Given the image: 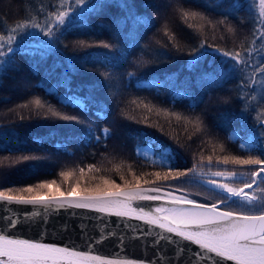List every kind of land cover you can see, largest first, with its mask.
<instances>
[{"label": "trees", "instance_id": "1", "mask_svg": "<svg viewBox=\"0 0 264 264\" xmlns=\"http://www.w3.org/2000/svg\"><path fill=\"white\" fill-rule=\"evenodd\" d=\"M163 1L86 0L85 5H93L92 9L61 28L63 34L58 32L59 39L55 41V47L27 46L23 43L25 40L14 44L11 64L6 71L1 69L0 72V156L32 153L45 159L39 161L38 166H31L35 162H28L11 170L6 169L8 179L5 180L2 175L0 187L58 179L59 171L65 167H85L89 164H95L100 171L110 169L108 176L123 186L121 175L125 180L132 181L133 174L140 176L142 173L166 170L137 155L136 146L144 145L145 141L154 147L159 144L169 146L174 157L172 163L185 171L194 165L199 166L201 155L205 158L213 155L214 159L217 155L229 152L245 154L240 151L237 139H229L230 133L235 132L241 141L247 140L254 124L251 117L255 111L247 113V123L241 118L242 103L238 98L241 93L240 81L235 89L230 84L234 77L240 80L241 75L233 72L229 64H222L223 58L206 48L203 64L206 66L214 62L225 65V70L232 72L230 80L226 84H215L208 90L201 91L198 86L190 88L188 91L194 90L197 97L184 95L179 84L193 70L194 65L190 66L189 62L193 59V49L198 47L201 39L221 48L239 50L242 42L252 38L255 16L258 14L256 0H218L213 4L211 0H167L168 9L163 8ZM58 3L59 0H0V34H5L15 21L33 15L43 23L47 12L55 10ZM68 3L76 7L73 0H68ZM216 3L220 6L214 8ZM234 3H237L236 11L231 6ZM178 4L203 11L213 20H219L227 11L228 23L235 29V34L226 32L224 26H218L215 29L206 27L201 36L186 27L176 11L174 14L169 13ZM135 12L146 16L144 19L147 20L148 28L137 43L128 44L123 49L119 37L116 33L112 34L109 28L112 16L119 20L122 29L128 31L136 22L133 15ZM190 22L203 24L199 18ZM165 24L175 34L179 51L171 46L172 42L165 35L160 37L162 44L155 42L156 34ZM79 40H105L114 47L111 50L101 47L81 48L75 43ZM257 46H260L259 41ZM74 61L76 64L72 63ZM252 63H256L255 56ZM109 64H117V69L108 72L106 67ZM130 72L134 73L133 77H129ZM100 73L108 74V78L104 79ZM157 74L168 82L162 91H157L156 87L142 86L145 79ZM65 75L70 78V89L61 83ZM66 93L90 95L93 98L92 111L84 114L75 107L62 106L60 101ZM32 97H40L62 111L94 123L93 135H100V129L105 126L112 130L113 135L107 141L102 137L97 142L94 138H88L86 126L45 119L35 112L16 108ZM135 98L150 101L158 108H166L185 116H200L205 125L204 131L196 132L192 124L185 125L183 121L177 122L175 119L169 123L163 115L157 116L155 113L148 114V122L152 127L137 122L142 120L144 109L142 106L135 108L130 103ZM253 102L257 105L256 101ZM101 107L107 111L106 118H97L95 115ZM9 109L16 111L10 112ZM121 109L136 119H124L120 115ZM21 115L24 116L23 120L20 119ZM161 128L165 133L159 131ZM189 136L192 138L189 139ZM37 137H42V142H34ZM216 141L223 143L227 152L221 153L219 147L215 146ZM156 151L159 152V149ZM116 165H120L118 171ZM214 167L220 166L214 162ZM144 180L150 183L145 184ZM172 181H158L154 176H144L139 183L140 186H161Z\"/></svg>", "mask_w": 264, "mask_h": 264}, {"label": "snow or ice", "instance_id": "2", "mask_svg": "<svg viewBox=\"0 0 264 264\" xmlns=\"http://www.w3.org/2000/svg\"><path fill=\"white\" fill-rule=\"evenodd\" d=\"M73 2L76 8H72L68 0H59L55 10L47 12L43 23H40L33 15L15 21L7 28L5 34H0V69L6 71L7 66L11 64L10 54L15 52L13 44L16 42L17 36L31 34L30 30H38L48 38V47H53L55 41L59 39L57 33L62 35V26H65L66 21L71 19L70 13L75 12L77 8H82L86 0H73ZM219 6V3L213 5L214 8ZM232 8L233 11L237 10L235 4ZM42 11L43 9H41ZM175 11L186 27L201 36L204 35L206 27L215 29L218 26H224L226 32L235 34V29L228 23L227 11L222 14L219 20H213L203 11L185 8L183 4H178ZM197 18L203 21V24L190 22L196 21ZM162 31L172 42L171 46L179 51L180 46L176 42L175 34L171 32L167 24L162 26ZM257 41H259V47L256 46ZM75 43L81 48L101 47L111 50L114 47L112 43L105 40L92 42L79 40ZM206 48L222 57V64H229L233 72L241 75L239 85L241 93L238 98L242 103V115L250 110L255 111V115L252 117L254 124L247 140L241 141L235 132L229 135V139L236 138L239 141V149L245 153L244 155L229 152L217 155L215 161L213 155H208L206 158L201 155V165L206 160L208 166L213 165L214 162L217 166H223L218 167V170L215 171L209 167L207 173H202L212 177L207 180V184L211 186L212 190H219L216 194L221 199L211 204H200L186 196H176L172 192L161 195L159 187L142 188L139 181L144 176H154L158 181H168L169 179L180 180L186 177L189 172H196L195 165L186 171L180 170L174 165L172 149L169 146L159 144L154 147L145 141L144 145L137 146V155L148 159L154 166L166 170L142 173L140 176L133 174L132 181L125 180L121 175V180H124L123 189L115 181L103 176L99 177V183L82 185V180L97 179L95 176L90 178L87 176L88 172L100 171V168L95 164L85 167L79 165L75 168L65 167L58 173L59 182L57 179H44L22 186L0 187V211L4 213L3 216H0V220L5 223L6 227L15 228L22 222L34 221L37 218L47 223V218L60 210L87 209L102 215L143 220L151 226L148 234H151L152 228H159L161 231L156 233L157 238L154 243L159 245L163 241L165 244L175 247L171 257L164 255L163 252L157 253L159 264H169L170 260L174 264H180L182 258H184V264H225L229 261L235 262V264H264V0H259L252 38L242 42L239 50L221 48L209 44L206 39H201L198 47L193 49L190 66L196 65L204 59ZM196 53L199 55L197 56ZM254 54L256 63H252ZM100 75L104 79L108 78L106 73H100ZM128 75L133 77L134 73L130 72ZM203 75L207 78L213 74L207 72ZM258 76L260 79H257ZM61 83L70 89V78L67 75ZM256 86H259L261 90L259 96L243 91V89H253ZM253 101L257 102L255 108L252 106ZM60 103L62 106L75 107L80 112L87 114L92 111L93 98L90 95L79 96L75 93H66ZM130 103L135 108L143 107L142 120L137 122L147 123L149 127L153 125L148 122V114L155 113L157 116L163 115L169 123L175 119L177 122L183 121L185 125L192 124L196 132L204 131L205 125L200 116H185L166 108H158L150 101L139 98L132 99ZM16 108L35 112L45 119L86 126L88 138L90 140L94 138L97 142L102 137L107 141L113 135L112 130L107 126L100 129V135H93L95 132L94 123L82 119L79 115L62 111L40 97H32L17 105ZM9 111L15 112L16 109H9ZM95 115L97 118H106L107 111L101 107L97 109ZM120 115L127 120L136 119L124 109L120 110ZM20 119L23 120L24 116L21 115ZM191 138L189 136V139ZM42 140V137H37L34 142L40 143ZM215 146L219 147L221 153L227 152L223 143L216 141ZM157 148L159 157L153 159L157 156ZM43 159L45 158L32 153L0 156V175H3L7 180L6 169L11 170L17 165L28 162H35L31 166H38V162ZM115 167L118 171L120 165ZM77 168L79 169L78 177ZM85 168H87V172ZM129 170H132L131 166H129ZM237 177L244 178L240 181V187L233 186ZM72 178H76L75 183L70 184L66 191H62V185L68 183ZM144 183L147 184L150 181L144 180ZM165 197L172 205L171 207L158 206L154 211L148 212L143 207H133L134 201H161ZM233 205L235 208L232 207ZM108 235H112V233ZM106 238L105 234L101 232L98 242H103ZM182 242H190L191 245L198 247L192 251ZM121 243H123V239H121ZM186 250L191 251L192 255L185 257ZM0 264H145V262L111 259L93 255L91 251L85 252L67 246H56L41 241L11 237L6 231L0 229Z\"/></svg>", "mask_w": 264, "mask_h": 264}, {"label": "water", "instance_id": "3", "mask_svg": "<svg viewBox=\"0 0 264 264\" xmlns=\"http://www.w3.org/2000/svg\"><path fill=\"white\" fill-rule=\"evenodd\" d=\"M202 185L211 189L207 181L202 182ZM141 187L153 188L157 186ZM160 189L161 195L172 192L164 188ZM215 191L218 192L219 190ZM246 191L248 190L246 189ZM172 193L181 196L175 192ZM158 206L171 207L172 205L168 203L167 197L161 201L133 202V207H143L146 212L154 211ZM3 215L4 213L0 211V216ZM150 228L151 226L143 220L102 215L87 209L60 210L58 213L50 215L47 218V223L37 218L34 221L22 222L15 228H7L5 223L0 220V229L6 231L11 237L41 241L56 246H67L85 252L91 251L93 255L111 259H128L144 261L145 264H159L157 253L163 252L164 255L171 257L175 247L165 244L163 241L159 245L155 244L156 233L161 230L152 228L151 234H148ZM101 232L107 238L103 242H98ZM109 233L112 235H108ZM121 239H123V243H121ZM182 243L191 248L192 251L198 247L191 245L190 242ZM191 255L192 252L186 250L185 257ZM169 264H174V262L170 260ZM180 264H184V258L181 259ZM225 264H235V262L229 261Z\"/></svg>", "mask_w": 264, "mask_h": 264}, {"label": "rangeland", "instance_id": "4", "mask_svg": "<svg viewBox=\"0 0 264 264\" xmlns=\"http://www.w3.org/2000/svg\"><path fill=\"white\" fill-rule=\"evenodd\" d=\"M258 4H259V0H256L257 10H258ZM162 5H163V8L165 7L164 9H166V8L168 9V7H167L168 1L167 0L166 1L164 0ZM92 7H93V5H90V6L84 5V6H82V8H77V10L75 12H71L70 13L71 19L69 21H66V25L68 23H70L71 21L74 22L75 20L80 19L82 14L87 12L88 10H91ZM72 8H76V7H72ZM131 11H133V10H131ZM169 13L174 14L175 10L169 11ZM170 14H169V16H170ZM133 15H134V19H136V22L134 23L133 27H131V29H129L128 31L122 29V24L119 23V20H115L113 16H112V21H111L110 26H109V28L112 31V34L116 33V35L119 37V40L121 42V46L123 49L125 47H128L129 40H131L134 43L138 42L139 37H140V32L143 29V26H145V21H144V18H146L145 15H138L136 12ZM30 31H31V34L26 33V34H23L22 36L20 35L19 38H17L15 43H18L19 41L25 40V42H23V43L27 44V46L31 45V46L43 47V48L55 47V43H54L53 47H48V44H47L48 38L44 37L42 33L38 32V30H30ZM57 35H58V33H57ZM160 37L161 38L164 37V33L162 30H160L156 34L155 42L157 44H162ZM14 44H13V48L15 49ZM12 55H13V53L10 54L11 57H12ZM254 56H255V54H254ZM72 63L76 64L75 61ZM225 68H226L225 65H221L219 63L214 64V62H210L209 64H207L205 66L203 64V62L200 61L198 64L194 65L193 70L187 76H185L182 79V81L179 84L180 89L183 92V94L188 96V97L189 96L197 97L194 90L190 91V92L188 90L190 88L198 86V88L202 91L205 89L208 90L211 86H214L215 84H226L230 80V78L232 77V74H231L232 72L231 71L228 72L227 70H225ZM0 72H2L1 69H0ZM207 72H211L213 75L211 77H207V78L204 77L203 74L207 73ZM257 79H259V78L257 77ZM233 81H235V80L233 79L232 83H233ZM141 84H142V86H146L149 88L155 87L153 84H151L148 81H143ZM167 84H168L167 81L159 80L156 83V90L162 91L163 87L167 86ZM243 91H247L250 94L255 93L258 96L261 92L259 86H256L253 89H247L246 88V89H243ZM229 101H230V99H229ZM252 106H253V108L256 107L254 102H252ZM241 118L244 122L246 121L245 123H247V119L249 118V116L247 117V113H245L243 115L241 114ZM159 131L162 133H165L162 128L159 129ZM232 133H234V132H232ZM234 139H236V138H234ZM158 157H159V152H157V156L153 157V159H158ZM214 161H215V158H214ZM172 162H173V160H172ZM200 164H199V166H196V172L195 173L189 172V174L186 177H183L180 180H174L172 182H168L165 185H161V186H157V187L164 188L166 190H170V191L175 192L181 196H186L188 199H193V200L200 202V203L211 204L213 202H216L217 200L221 199V197L216 194L217 191L212 190L209 187L202 185V182L207 181L209 178H212V177H210V175H204L202 173H207L209 167H211V169L213 171L218 170V168L214 167V163L211 166H208L207 163H205L203 165H200ZM220 167H223V166H220ZM228 167L231 168L232 166H228ZM86 172H87V170H86ZM107 173H111L110 169L101 170L99 172H96V171L88 172L87 173L88 178L95 176L97 179H95V180H91V179L82 180L81 184L86 185L88 183H92V184L99 183L100 182L99 177H101V176H103L106 179H109L111 181H114L113 179H111L108 176ZM98 174H101V175L98 176ZM78 175H79V172L77 173V177H78ZM0 178H3V176L0 175ZM59 179L60 178L57 179L58 182H59ZM75 179L76 178H72L68 183L63 184L61 187V190L66 191L69 188L70 184L75 183ZM242 179H244V178L243 177H237V180L233 183V186L240 187L241 186L240 181ZM0 182H1V179H0ZM115 183L118 184L117 182H115ZM188 183L195 184L198 187L195 188ZM121 187H123V186H121ZM233 208H235V206Z\"/></svg>", "mask_w": 264, "mask_h": 264}, {"label": "bare ground", "instance_id": "5", "mask_svg": "<svg viewBox=\"0 0 264 264\" xmlns=\"http://www.w3.org/2000/svg\"><path fill=\"white\" fill-rule=\"evenodd\" d=\"M215 1H218V0H211L210 1V3L211 4H213ZM235 5H237V3H234ZM234 4H232L231 6H233ZM207 5V4H206ZM208 6H210L209 4H208ZM231 6H229V7H231ZM213 7L211 6V9H212ZM144 21H145V26H143V29L141 30V32H140V36H142V35H144L145 34V32H146V30H147V28H148V23H147V20L146 19H144ZM131 43H133L131 40H129V44H131ZM93 64V63H92ZM117 64H109L107 67H106V70H108V72H113V71H115L116 69H117V66H116ZM143 77H146L145 75L143 76ZM235 81H233V83L231 82L230 84H233L232 86L235 88V87H237V82L238 81H240V80H238V78L237 77H234L233 78ZM146 81H148V82H150L151 84H153L155 87H156V83L159 81V80H162V78H161V75H159V74H157V75H155V77H153V78H149V79H145ZM101 85H102V83H101Z\"/></svg>", "mask_w": 264, "mask_h": 264}, {"label": "flooded vegetation", "instance_id": "6", "mask_svg": "<svg viewBox=\"0 0 264 264\" xmlns=\"http://www.w3.org/2000/svg\"><path fill=\"white\" fill-rule=\"evenodd\" d=\"M235 205H233L232 207H234Z\"/></svg>", "mask_w": 264, "mask_h": 264}]
</instances>
